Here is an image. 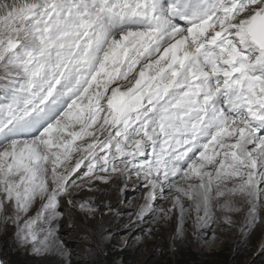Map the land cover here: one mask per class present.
Wrapping results in <instances>:
<instances>
[{"label": "snow or ice", "instance_id": "obj_1", "mask_svg": "<svg viewBox=\"0 0 264 264\" xmlns=\"http://www.w3.org/2000/svg\"><path fill=\"white\" fill-rule=\"evenodd\" d=\"M136 181L137 218L262 221L264 0H0V224L71 264L62 201Z\"/></svg>", "mask_w": 264, "mask_h": 264}, {"label": "rangeland", "instance_id": "obj_2", "mask_svg": "<svg viewBox=\"0 0 264 264\" xmlns=\"http://www.w3.org/2000/svg\"><path fill=\"white\" fill-rule=\"evenodd\" d=\"M96 186L101 191L85 190L71 197L74 200L95 197L92 201L98 208L95 215H86L68 205L67 198L61 203L60 210L64 215L60 220V236L71 251V264H95L99 258L111 264H178L180 255L193 258L187 261L186 257V264H197L198 260H210L209 256L217 254L225 257L226 264H264V253L260 251L264 247V213H260L262 221L244 236L240 231L244 222L230 230L231 227L218 216L219 222L208 227L224 236L214 242L213 248L207 245L199 249L187 241V227L181 225L176 209L167 217L159 212L161 208H171L172 194L166 192L165 198L156 201L157 211L137 218L138 206L144 203V189L139 181L129 182L123 193L120 191L125 187L123 183L97 182ZM104 203L110 204L114 211L109 212ZM14 232L11 224H0V260H6L9 253L14 252L22 264H54L53 258L38 257L30 254L29 249L17 246ZM85 232L91 233L88 250L81 240V234ZM226 233H229L228 237Z\"/></svg>", "mask_w": 264, "mask_h": 264}, {"label": "bare ground", "instance_id": "obj_3", "mask_svg": "<svg viewBox=\"0 0 264 264\" xmlns=\"http://www.w3.org/2000/svg\"><path fill=\"white\" fill-rule=\"evenodd\" d=\"M246 207L247 206L245 205V208ZM260 213H264V208L261 209ZM232 216L233 223L230 226V230H233L235 227H237L240 222H244L246 212L242 210L240 212L232 213ZM181 225L185 226V228L187 227L186 234L189 244L199 249L204 248L207 245L213 248L214 242L219 241V239L224 236L213 232V230L208 226L198 227L195 223L194 213H192L188 217L185 216ZM225 235L228 237L229 233H226Z\"/></svg>", "mask_w": 264, "mask_h": 264}, {"label": "trees", "instance_id": "obj_4", "mask_svg": "<svg viewBox=\"0 0 264 264\" xmlns=\"http://www.w3.org/2000/svg\"><path fill=\"white\" fill-rule=\"evenodd\" d=\"M187 257V261H192L191 259L193 258H189L188 255H180V261L178 264H186L185 258ZM211 257L210 260H198L199 263L197 264H226L227 261L225 260V257H221L219 256V254L215 255V256H209ZM7 264H22L19 262V258L17 256L16 253L14 252H10L8 255V258L6 259ZM95 264H111V262L106 263L105 261H102V259H98V261Z\"/></svg>", "mask_w": 264, "mask_h": 264}]
</instances>
